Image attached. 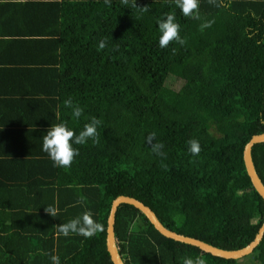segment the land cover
I'll return each instance as SVG.
<instances>
[{
	"label": "trees",
	"instance_id": "obj_1",
	"mask_svg": "<svg viewBox=\"0 0 264 264\" xmlns=\"http://www.w3.org/2000/svg\"><path fill=\"white\" fill-rule=\"evenodd\" d=\"M51 4L56 20L45 37L53 58L31 68L29 96L0 103V264H52L50 254L60 264H112L105 226L117 194L142 201L166 228L211 245L250 241L264 203L242 148L264 132V0H199L200 19L170 0H137L147 12L121 0ZM165 14L175 15L186 44L159 46L157 20ZM205 22L211 26L201 30ZM101 40L106 47L98 50ZM168 75L179 78L175 89L164 85ZM69 98L83 109L79 119L64 106ZM92 117L102 122L99 143L73 144L79 155L71 167H55L42 150L47 129L66 123L79 134ZM152 133L166 158L152 152ZM189 139L199 142L198 155L188 151ZM250 156L264 185V142L252 144ZM49 205L56 217L45 213ZM85 211L101 225L93 237L57 232ZM113 231L123 264H183L186 257L264 264V231L249 253L220 257L164 236L124 202Z\"/></svg>",
	"mask_w": 264,
	"mask_h": 264
},
{
	"label": "clouds",
	"instance_id": "obj_2",
	"mask_svg": "<svg viewBox=\"0 0 264 264\" xmlns=\"http://www.w3.org/2000/svg\"><path fill=\"white\" fill-rule=\"evenodd\" d=\"M170 2L174 3L185 17L200 19L199 0H170ZM209 2L213 3L214 0H209ZM121 3L126 8H138L141 12H147L149 10L147 6L139 7L137 5V0H131V3L130 0H121ZM104 4L111 6V0H104ZM157 24L161 33L159 37V46L161 48L168 47L173 41H176L180 45L186 44V40L180 36V25L175 22L174 14H165L164 18L157 20ZM210 26L211 22H205L201 24V30ZM105 47L106 41L101 40L98 45V50H102ZM63 103L65 107L72 110V116L74 118L79 119L83 114V109L79 105L74 104L71 98L65 100ZM101 123V120L92 117L90 122L84 124L79 134H76L74 130L70 129L66 123L54 124L47 129L46 135L42 138V150L48 154L55 167H71L75 157L79 155V150L74 148L73 144L84 145L89 140L93 143H99V133L97 129ZM154 137L155 133H152L147 139L152 152L162 158H166V154L162 151L164 145L162 143H153ZM186 143L188 145V151L192 155H198L200 153L201 148L197 140L189 139ZM161 166L165 169L167 168L163 162ZM83 202V197L77 201L78 204H83ZM44 211L52 217L58 215V209L52 205L44 207ZM55 227L57 232L65 237H68L70 234H76L85 238H91L101 230V225L93 219L90 211H85L80 216L69 220L67 223H62ZM50 259L52 264H60L57 255L50 254ZM183 264H205V261L199 257L195 259L186 257L183 260Z\"/></svg>",
	"mask_w": 264,
	"mask_h": 264
},
{
	"label": "crops",
	"instance_id": "obj_3",
	"mask_svg": "<svg viewBox=\"0 0 264 264\" xmlns=\"http://www.w3.org/2000/svg\"><path fill=\"white\" fill-rule=\"evenodd\" d=\"M59 1L0 0V103L29 96L31 68L53 58L45 36L56 20L51 3Z\"/></svg>",
	"mask_w": 264,
	"mask_h": 264
},
{
	"label": "water",
	"instance_id": "obj_4",
	"mask_svg": "<svg viewBox=\"0 0 264 264\" xmlns=\"http://www.w3.org/2000/svg\"><path fill=\"white\" fill-rule=\"evenodd\" d=\"M256 142H264V132L252 134L248 138V140L244 143L243 148H242V160H243L246 173L249 177V180L252 186L261 196L263 203H264V185L260 181L253 167L251 156H250V148L252 144ZM121 202L128 203V204H131L137 207L145 215V217L153 225V227L158 232L163 234L164 236L194 245L204 252H208L212 255H216L220 257L237 258V257L243 256L249 253L255 247V245L261 238L262 233L264 231V216H263V219L260 225L258 226L257 231L255 232L253 238L250 241H248L245 245L239 248H235V249L220 248V247L211 245L207 242H204L200 239H197L195 237L182 234V233L166 228L157 219L156 215L150 209V207L144 204L142 201L130 195L117 194L116 196L112 198L110 202V206H109L108 213L106 216V226H105V248L109 254V258L112 264H123L118 254V251H117L116 239H115L114 231H113L114 212H115L116 206Z\"/></svg>",
	"mask_w": 264,
	"mask_h": 264
},
{
	"label": "rangeland",
	"instance_id": "obj_5",
	"mask_svg": "<svg viewBox=\"0 0 264 264\" xmlns=\"http://www.w3.org/2000/svg\"><path fill=\"white\" fill-rule=\"evenodd\" d=\"M180 80L178 77L174 76V75H168L165 79V82H164V85L166 87H169V88H176L179 86L180 84ZM244 260L246 259V257L243 258ZM243 261L240 262V264H242Z\"/></svg>",
	"mask_w": 264,
	"mask_h": 264
}]
</instances>
